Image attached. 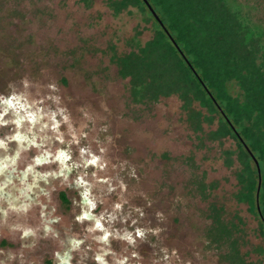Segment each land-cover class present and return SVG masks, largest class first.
<instances>
[{
    "label": "rangeland",
    "instance_id": "obj_1",
    "mask_svg": "<svg viewBox=\"0 0 264 264\" xmlns=\"http://www.w3.org/2000/svg\"><path fill=\"white\" fill-rule=\"evenodd\" d=\"M229 2L264 49V0ZM152 35L134 5L0 0V264H236L212 204L238 224L239 256L264 264L222 156L232 137L207 138L216 118L194 131L174 93L134 101L119 75L114 53Z\"/></svg>",
    "mask_w": 264,
    "mask_h": 264
},
{
    "label": "trees",
    "instance_id": "obj_2",
    "mask_svg": "<svg viewBox=\"0 0 264 264\" xmlns=\"http://www.w3.org/2000/svg\"><path fill=\"white\" fill-rule=\"evenodd\" d=\"M162 24L144 0H110L115 9L134 5L151 20L153 35L127 52L114 53L119 75L128 76L134 101L157 100L176 94L194 131L203 123L217 125L205 131L208 139L232 137L234 146L222 151L224 163L235 168L238 201L248 203L258 220L262 243L253 249L264 255V49L261 32L245 23L229 0H148ZM178 46L171 41L167 32ZM184 56L188 61L185 60ZM194 69V70H193ZM238 86L236 94L231 86ZM212 94L210 96L209 92ZM195 102L200 107L195 106ZM202 107L207 111H203ZM246 146L260 166L258 172ZM211 232L216 246L229 242L236 264H249L236 248L238 224L224 221L212 204Z\"/></svg>",
    "mask_w": 264,
    "mask_h": 264
},
{
    "label": "water",
    "instance_id": "obj_3",
    "mask_svg": "<svg viewBox=\"0 0 264 264\" xmlns=\"http://www.w3.org/2000/svg\"><path fill=\"white\" fill-rule=\"evenodd\" d=\"M144 2L146 3V5L148 6V8L150 9L151 13L153 14V16L159 21L160 24H162V21L161 19L159 18V16L157 15L156 11L154 10V8L150 5V3L148 2V0H144ZM168 36L170 37L171 41L175 44V46H178L175 42V40L173 39V37L170 35V33L168 31H166ZM185 60H187V58L184 56ZM194 70V69H193ZM209 92V90H208ZM210 96L212 97V94L209 92ZM213 98V97H212ZM213 100H215L213 98ZM248 152L251 154L254 162H255V165H256V169H257V172H258V186H257V189H256V195H255V198H256V207H257V210L260 211V206H259V201H258V192H259V187H260V180H261V176H260V166H259V162L258 160L256 159V157L252 154V152L249 150V148L246 146Z\"/></svg>",
    "mask_w": 264,
    "mask_h": 264
},
{
    "label": "snow or ice",
    "instance_id": "obj_4",
    "mask_svg": "<svg viewBox=\"0 0 264 264\" xmlns=\"http://www.w3.org/2000/svg\"><path fill=\"white\" fill-rule=\"evenodd\" d=\"M3 103H6V104H8L9 106H11V101L10 100H6V101H3ZM0 144H2V142H0ZM61 155H63V153H61ZM97 227L99 228L100 227V224L99 223H97ZM107 237H105V239H106Z\"/></svg>",
    "mask_w": 264,
    "mask_h": 264
}]
</instances>
